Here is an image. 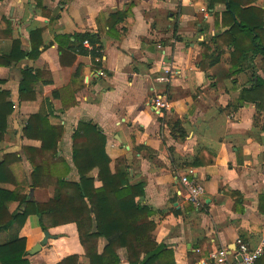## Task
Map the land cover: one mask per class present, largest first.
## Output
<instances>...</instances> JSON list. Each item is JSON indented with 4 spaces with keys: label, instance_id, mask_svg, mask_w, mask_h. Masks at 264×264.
<instances>
[{
    "label": "crops",
    "instance_id": "0c3cea01",
    "mask_svg": "<svg viewBox=\"0 0 264 264\" xmlns=\"http://www.w3.org/2000/svg\"><path fill=\"white\" fill-rule=\"evenodd\" d=\"M255 6L264 9V0ZM202 9L210 13L207 20ZM223 11V5L209 10L208 0H0V23L4 28L10 23L12 32L11 39L0 41V54L11 50L12 40L31 51L30 35L36 30H43L46 46L35 61L0 68V80L7 82L2 89L11 93L15 104L0 158L16 154L21 159L12 165L17 185L1 187L37 203L54 197L52 186L30 187L32 166L23 148L38 149L41 144L22 138L29 118L51 106L50 124L65 129L59 157L71 166L68 179H79L72 163L73 133L79 122H93L107 138L111 160L125 158L132 182L145 184L141 202L154 212L155 239L173 250L177 264H217L211 256L222 249L233 259L239 239L258 246L264 236V87L251 90L258 86L264 64L262 57L255 60L256 77L250 67L226 77L231 65L225 52L216 66L201 69L203 44L219 33L215 14ZM127 12L123 21H109L113 14ZM79 33L100 39L101 63L71 52ZM63 52L68 55L64 60ZM26 68L50 72L60 97L53 98L39 82L34 87L37 98L20 103ZM100 69L106 77L97 76ZM168 70L170 82L159 83ZM163 93L173 107L169 112H160L152 103ZM173 120L182 122L185 139L172 137ZM201 153L203 162L210 155L215 159L211 165L193 167L194 179L205 189L196 208L185 200L180 180ZM92 175L96 178L97 171ZM18 206L11 203L10 212ZM49 233L53 238L40 252L63 254L55 264L74 255L89 264L74 224ZM20 234L26 238L30 262V251L45 237L39 218L30 216ZM10 236L0 232V245ZM107 243L99 239V254ZM119 255L121 264H128L125 250ZM257 264H264V257Z\"/></svg>",
    "mask_w": 264,
    "mask_h": 264
},
{
    "label": "trees",
    "instance_id": "16d2710c",
    "mask_svg": "<svg viewBox=\"0 0 264 264\" xmlns=\"http://www.w3.org/2000/svg\"><path fill=\"white\" fill-rule=\"evenodd\" d=\"M256 2L208 0L209 10L215 11L217 6L223 5L225 11L215 14L219 33L209 43L203 44L201 69L216 66L225 52H229L231 69L226 77L239 75L249 67L256 77V69H253L255 60L262 57L264 64V9L255 6ZM128 16L129 12L115 13L109 21H123ZM42 35L43 30L31 33V51L23 50L20 40H12L11 50L0 54V68L12 69L25 59L37 60L46 49ZM11 37L10 23L6 28L0 23V41ZM74 38L75 43L71 48L74 56L89 55L95 63L96 59L102 60V47L97 36L79 33ZM85 41L91 44L92 50L83 47ZM66 58L68 55L63 52L62 60ZM262 72L263 76L257 77L258 86L251 91L264 87V69ZM39 82L46 93H51L55 99L60 97L50 72L26 68L22 71L19 87L20 103L37 98L34 87ZM6 83L0 80V143L5 140L9 117L15 112L11 93L2 89ZM48 111L42 109L29 118L22 138L41 144L38 149L23 148L32 166L29 185L32 189L54 187L52 199L37 203L27 195L1 187L17 185L12 165L21 159L16 154H5L0 158V232L11 233L9 241L0 245V264H30L27 260V241L20 231L33 215L39 218L43 232L74 224L89 264H121L120 250H125L128 264H177L173 250L155 239L157 225L151 220L154 212L141 202L145 196V184L132 182L125 158L112 161L106 154L107 138L99 126L93 122H79L72 136V163L79 179L69 180L71 166L65 158L59 157L65 129L50 124L51 106ZM170 127L174 139L186 138L187 132L180 120L170 122ZM203 157L204 153H201L189 167L214 163V155H210L205 162L202 161ZM94 171H97L96 178L92 175ZM48 176L54 177V180L47 181ZM191 179L195 180L193 176ZM11 203H19L14 212L9 210ZM101 238L108 243L99 254L98 241ZM58 264L83 263L81 257L74 255Z\"/></svg>",
    "mask_w": 264,
    "mask_h": 264
},
{
    "label": "built area",
    "instance_id": "2783aa9c",
    "mask_svg": "<svg viewBox=\"0 0 264 264\" xmlns=\"http://www.w3.org/2000/svg\"><path fill=\"white\" fill-rule=\"evenodd\" d=\"M201 12L204 14V18L207 20L210 16V13L207 9H202ZM84 45L92 50V46L88 41L84 42ZM101 59H96V63H101ZM166 75L158 78L157 81L161 84H168L170 82V77L167 75L171 71H166ZM98 77H106L104 70L100 69L97 72ZM153 105L160 112L162 111H171L172 104L169 101L168 96L163 94H157L152 100ZM195 169L189 168L186 172V175L181 178V184L185 192V200L194 207H199L201 205L202 197L205 194V189L203 186L197 183L196 180L191 179L194 175ZM264 257V236L261 239V242L256 247H250L246 242L239 239L237 241V252L233 259L229 258V254L225 249L219 250L216 253L212 254L211 259L214 260L217 264H257V262Z\"/></svg>",
    "mask_w": 264,
    "mask_h": 264
},
{
    "label": "rangeland",
    "instance_id": "374dc122",
    "mask_svg": "<svg viewBox=\"0 0 264 264\" xmlns=\"http://www.w3.org/2000/svg\"><path fill=\"white\" fill-rule=\"evenodd\" d=\"M35 247H33L34 249ZM33 249L31 251H33ZM30 251V252H31ZM71 253H76L74 252L75 250H71ZM29 254V253H28ZM36 255V254H35ZM63 257V254L57 253V254H52L49 252L48 249H45L43 252L37 253V256L34 257V255H29L30 263L31 264H55L59 262Z\"/></svg>",
    "mask_w": 264,
    "mask_h": 264
},
{
    "label": "water",
    "instance_id": "95a60500",
    "mask_svg": "<svg viewBox=\"0 0 264 264\" xmlns=\"http://www.w3.org/2000/svg\"><path fill=\"white\" fill-rule=\"evenodd\" d=\"M44 239L41 241L40 244L36 245L33 251L30 252L31 255H35L39 253L43 247H46L49 244V241L53 238L49 231L44 232Z\"/></svg>",
    "mask_w": 264,
    "mask_h": 264
}]
</instances>
